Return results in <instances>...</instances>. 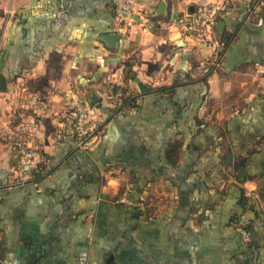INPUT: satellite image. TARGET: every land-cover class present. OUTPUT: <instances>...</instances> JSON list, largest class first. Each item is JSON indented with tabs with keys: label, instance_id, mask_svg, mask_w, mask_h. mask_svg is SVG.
Returning <instances> with one entry per match:
<instances>
[{
	"label": "crops",
	"instance_id": "crops-1",
	"mask_svg": "<svg viewBox=\"0 0 264 264\" xmlns=\"http://www.w3.org/2000/svg\"><path fill=\"white\" fill-rule=\"evenodd\" d=\"M131 1L0 0V264H264V0ZM205 3L216 48L178 26ZM93 95L129 114L90 107L78 152L71 102ZM158 183L173 202L156 215ZM132 193L136 223L117 205Z\"/></svg>",
	"mask_w": 264,
	"mask_h": 264
},
{
	"label": "built area",
	"instance_id": "built-area-1",
	"mask_svg": "<svg viewBox=\"0 0 264 264\" xmlns=\"http://www.w3.org/2000/svg\"><path fill=\"white\" fill-rule=\"evenodd\" d=\"M112 1L121 12L131 13L133 11L131 0ZM219 10V7L212 4H201L193 13H186L181 17L178 21V26L186 36L196 37L203 45L216 48L218 47V40L213 36V27ZM71 109L74 138L76 145L82 148L92 132L90 125L91 108L86 101L74 99L71 102ZM15 145L23 149L22 158L24 160L33 157L32 152L26 151V148L24 149V144L22 142H17ZM238 231L242 236H247V233L241 227H238Z\"/></svg>",
	"mask_w": 264,
	"mask_h": 264
},
{
	"label": "trees",
	"instance_id": "trees-1",
	"mask_svg": "<svg viewBox=\"0 0 264 264\" xmlns=\"http://www.w3.org/2000/svg\"><path fill=\"white\" fill-rule=\"evenodd\" d=\"M128 100H120V102H118V103H120V104H118V105H116V106H114V108L113 109H109V108H107V107H105V106H101V109H102V112L103 111H106V112H108L109 113V116H112V115H115V116H118V115H125V114H129L127 111H125V109H121L120 108V106H122L123 104L124 105H127V102ZM127 102V103H126ZM126 103V104H125ZM128 106H130V107H134V106H132V105H128ZM123 115V116H124ZM116 118V117H115ZM91 134H92V132H91ZM90 134V135H91ZM88 144H89V138L87 139V141H86V143H85V145L82 147V148H80V147H78L77 145H76V147L78 148L77 149V151L78 152H83V151H85L86 149H87V146H88ZM165 162L166 160H164V158H162L161 159V162ZM171 165V164H170ZM37 167V166H36ZM157 167H158V169L160 170V172H163V169H160V166H159V162H158V165H157ZM38 171L40 172V171H42L43 170V167L40 165H38ZM42 168V169H41ZM172 168H175L174 166L172 167ZM41 169V170H40ZM180 169L178 168V171H179ZM34 171H35V169H34ZM181 171V170H180ZM181 173H182V175H184V171L182 170L181 171ZM36 177H40V175L38 174V172H37V174H36ZM182 187V186H181ZM262 188V187H261ZM130 198V204H125V203H123V202H118L117 203V205L119 206V207H122L123 209H124V212L125 211H127V213H128V211H129V213H128V215H129V218L128 219H130V221H134V223H136L137 221H139V220H141V219H143L142 217H143V215H142V213H141V211L139 210V207H140V203H141V201H140V199L137 197V198H135V194L134 193H132V196H130L129 197ZM260 198H262V200L264 201V187L262 188V189H260ZM189 202H190V200H188V205H184L180 210L178 209V207H177V210H176V215L178 216V217H176V218H178V220H179V222H178V225H181V224H183L186 220H190L189 218H190V213H191V211L192 210H195L194 209V206L193 205H191V206H189ZM182 204H183V202H182ZM182 206V205H181ZM126 208L128 209V210H126ZM196 209H197V207H196ZM199 212H200V214H201V212H202V217H204L203 216V211H201V210H199ZM263 213H264V208H263V211H262ZM262 213V214H263ZM256 215H258L257 214V211H256ZM205 219V218H204ZM204 219H202V220H204ZM234 220L232 221V224H231V226L233 227V229L237 232V226H239V225H244V224H242L240 221H241V218L239 217H237V218H233ZM263 219H264V217H263ZM246 225V224H245ZM246 227V226H245ZM129 228V230H134L135 228H136V225H133V226H130V227H128ZM238 233V232H237Z\"/></svg>",
	"mask_w": 264,
	"mask_h": 264
},
{
	"label": "rangeland",
	"instance_id": "rangeland-1",
	"mask_svg": "<svg viewBox=\"0 0 264 264\" xmlns=\"http://www.w3.org/2000/svg\"><path fill=\"white\" fill-rule=\"evenodd\" d=\"M206 4V3H205ZM209 4V3H207ZM213 5V4H212ZM216 6V5H214ZM213 104H209L208 107H210L212 109V107L217 105V99H213ZM207 105H205L203 107V110L200 113V119H205V121L210 122V123H216L215 120L219 121V117H218V112H214L208 114L207 112ZM94 130V129H93ZM23 141H25L23 139ZM26 142V141H25ZM13 151L15 150L16 152H20L19 156H23L22 155V150L21 148H19V146L13 145ZM34 159V157H32L31 159H27L24 160L22 158V162H20L21 164H19V170H22V167L28 166L29 162L32 161ZM29 160V161H28ZM119 174V173H118ZM108 187L111 191H113V195H119V193L122 190V187L125 186V183H128L129 178H126V182H124L123 180H121L119 177L117 179H108ZM123 181V182H121ZM121 183H123L121 185ZM172 195L167 192L166 190H164V188L162 187V185L160 183H158V185H156V187L151 186L150 189L148 190L147 193V203L151 205L152 207V211H155L156 215L158 214L159 211H163V209H165L167 207L168 204H171L173 201V197H171ZM153 214V213H152Z\"/></svg>",
	"mask_w": 264,
	"mask_h": 264
},
{
	"label": "water",
	"instance_id": "water-1",
	"mask_svg": "<svg viewBox=\"0 0 264 264\" xmlns=\"http://www.w3.org/2000/svg\"><path fill=\"white\" fill-rule=\"evenodd\" d=\"M220 25H222V23H220ZM102 39L104 41L110 42L112 45L119 39V35L116 33L115 34H108V35H105L104 37H102ZM5 86H6V81H5L4 77L0 74V91H4L6 89ZM89 106L100 108L101 104L99 103L98 98L93 95L89 99ZM245 220H247V219H245Z\"/></svg>",
	"mask_w": 264,
	"mask_h": 264
}]
</instances>
